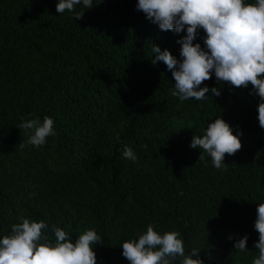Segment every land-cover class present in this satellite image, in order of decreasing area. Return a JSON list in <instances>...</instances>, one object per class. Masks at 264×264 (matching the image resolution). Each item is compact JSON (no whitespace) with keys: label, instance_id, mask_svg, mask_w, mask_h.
<instances>
[{"label":"trees","instance_id":"16d2710c","mask_svg":"<svg viewBox=\"0 0 264 264\" xmlns=\"http://www.w3.org/2000/svg\"><path fill=\"white\" fill-rule=\"evenodd\" d=\"M94 2L76 6L85 12L74 18L57 13V0H0V236L22 215L73 238L94 228L102 237L97 264H128L122 242L155 223L179 230L186 253L200 249L206 264H252L264 203L259 97L251 85L213 75L203 84L222 89L220 96L181 101L151 49L178 57L184 33L160 30L136 10L137 0ZM45 115L57 134L36 148L19 125ZM218 115L233 134L243 132L223 169L190 147ZM124 145L136 161L122 156ZM243 235L248 250L240 252L229 236Z\"/></svg>","mask_w":264,"mask_h":264},{"label":"clouds","instance_id":"9594fccd","mask_svg":"<svg viewBox=\"0 0 264 264\" xmlns=\"http://www.w3.org/2000/svg\"><path fill=\"white\" fill-rule=\"evenodd\" d=\"M96 4L94 0H57L56 11L64 14L67 10L74 18H82L85 11L76 12V6L88 10ZM135 7L160 30L184 33L177 40L178 57L159 45L151 49L153 64L164 62L172 72L174 96L181 101L220 96L222 89L203 84L213 75L218 83L246 89L251 85L250 94L259 97L258 120L264 128V0H137ZM19 129L25 130L27 143L36 148L57 134L54 117L48 115L22 120ZM242 135V131L233 134L230 124L218 115L202 135L193 136L190 147L202 148L211 156L212 165L223 169L226 154L234 155L242 148ZM122 156L132 161L138 158L129 145H124ZM254 227L259 233L255 242L259 255L252 264H264V203L257 206ZM229 239L240 252L248 250V235ZM101 240L94 228L73 238L60 226L50 228L45 219L22 215L7 235L0 236V264H97L94 249ZM120 247L128 264H174L177 259L180 264H206L200 249L186 253L179 230L162 231L155 223Z\"/></svg>","mask_w":264,"mask_h":264}]
</instances>
